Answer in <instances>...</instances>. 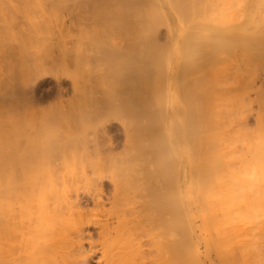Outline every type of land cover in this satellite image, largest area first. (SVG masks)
<instances>
[{"label":"bare ground","instance_id":"6f19581e","mask_svg":"<svg viewBox=\"0 0 264 264\" xmlns=\"http://www.w3.org/2000/svg\"><path fill=\"white\" fill-rule=\"evenodd\" d=\"M171 1L0 0V264H264V0Z\"/></svg>","mask_w":264,"mask_h":264},{"label":"rangeland","instance_id":"374dc122","mask_svg":"<svg viewBox=\"0 0 264 264\" xmlns=\"http://www.w3.org/2000/svg\"><path fill=\"white\" fill-rule=\"evenodd\" d=\"M167 1H168V2H167ZM170 1H171V0H159V3H153V2H151V6H148V8H147V9L150 10L152 7L155 6V4H156V5L158 4V5H159L158 7H161V9H162V10H161V9H160V10L164 12L165 19L167 18L166 21L168 22L169 27H170V26H171V27L173 26L172 29H173V31H174V36H173V38H171V37H170L171 32H170L169 29H166V28H167V27H165L166 25H164L163 22H162V23H163L164 26H163V25H159L160 23H158V22H161L160 20H158V19H160V18L158 17V16H159V15H158V14H159V8H158V10H155V11H154L153 9H156V8H153V9L151 10V12L153 11L154 13H156V12L158 11V12H157V15H158L157 17H158V18H157V17L155 18L158 22L155 21V19H153V20H154V24L156 25V24L158 23L159 26H158V25H157V26H158V27L161 26V27H160L161 31H160V29H157L156 26L154 25V28L157 30V33L155 32L156 34H155V35H152L153 39L155 38V43H156V40H157V41L159 40L160 43H161V42L163 43L162 46H164V45L166 44V41H169V39L171 38V39L175 40L174 43L180 44L179 46L182 48V45H183L182 42L184 41V40H182V37H183L182 34H183V33H187V31H188V33L191 34V33H192L193 31H195V30H197V31L200 30V31H198V32H196V33L193 32V33L196 34V36H200L201 34L205 35L206 32H209V31H210L209 29H210L211 25H207V26H205V29H206V30H205V29L202 30L201 28H203V27L200 28L201 25H200L199 27L197 26V25H199V24L195 23L196 20L199 19V18H197V17H199V16L196 15L197 13H194V14H195V15L193 16V17L195 18L194 21H193V19H191V21H188V19H187V21H188L189 23H190V22H194L195 24H197V25H194V27L196 26L198 29H197V28L194 29L193 26H190V25H193L192 23L189 24V23L187 22V25H186L185 23H183V22H185L184 20H186V17H187V16L185 17L184 20H181V19L184 18V17L182 18V16H184V15H182V14H181L182 16L180 15V16H181V19L178 18V15H179V13L177 12L178 9L176 10V5L173 4V5L175 6V7H174V6L170 3ZM172 1H173V0H172ZM172 1H171V2H172ZM192 1H193V0H192ZM215 1H216V0H215ZM225 1H227V0H225ZM229 1H230V0H229ZM168 3H169V4H168ZM218 3H219V2H218ZM232 3H233V2H232ZM160 4H161V6H160ZM169 6H170V7H169ZM150 7H151V8H150ZM170 8H171V9H170ZM140 10H141V9H140ZM142 10H143V11H147L146 8H145V10H144V8H143ZM149 10H148L147 12H150ZM4 11H6V12L3 13V10H1V12H0V16H1V18L3 19V20H2V19L0 18V20L2 21V22H0V23H2V24H0V25L6 24V27H7V23H3V22H4V19H5V20H6V19H9V20H8V21H9L8 25L11 26V22H10V21H11L12 19H13L14 21L17 20V23H19V21L21 22L22 20L24 21V18L22 19L21 17H23L24 15L26 16L25 11L28 12L29 10H22V11H21V10H17V11H16V10H11V12H9V10H4ZM12 11H13L15 14H14ZM18 11H21V12H19V14H18ZM34 11H35V12H34ZM34 11H33V10L29 11V12L32 13L31 16L34 17V18H37V17H38L39 15H41V13H42L41 10H39V13L37 12V10H34ZM46 11H47V10H45V11L43 10V12L46 13V14H43V16H47V17H49V20L53 19V20H51L52 22H53L54 20H55V21H56V20H59V21H60V20L63 19V17H64V19H63V20H64V21H63V24H60L61 26H57V27H55V24H52V26L54 25V29H55V28H59L61 31H63L64 33H66V32H67L66 30H68V29H66V28H70V30H69L70 32L68 31V32H69V35H71L72 37H74V35L77 34L76 32H78V30H79L78 27H79V22H80V21H77V20H80V19H81V18H80L81 16H78V12H79L80 10L75 11V12H76L75 14H73V13H74V12H73L74 10H73V11H72V10L69 11V12H72V13H70L71 15L68 13V14H69L70 16H72V18L74 19L73 21L75 22L76 28L73 27V26H74V25H73L74 23H73V24L66 23L67 18L69 17L68 14H67L68 10H67V12H64L65 10H64V11H63V10H50V11L48 10V11H47L48 13H47ZM226 11H227V10H226ZM228 11H230V9H229ZM22 12H23V13H22ZM36 12H37L38 14H36ZM40 12H41V13H40ZM56 12H58V13H56ZM63 12H64V13H63ZM147 12H146V14L148 15ZM153 12H152V13H153ZM173 12H174V13H173ZM176 12H177V13H176ZM191 12L193 13V11H191ZM232 12L235 13V11H232V8H231V13H232ZM1 13H2V15H1ZM9 13H10L12 16H11ZM12 13H13V14H12ZM31 13H29V14H31ZM152 13H151V14H152ZM154 13L151 15V16H153V18H154V15H156V14H154ZM217 13H218V12H216V14H217ZM231 13L228 12L227 15L229 14L228 16H230ZM234 13H232V15H233ZM7 14H9L10 16L7 15ZM53 14H54L55 16H54ZM177 14H178V15H177ZM200 14H201V13H200ZM200 14H199V15H200ZM216 14H215V15H216ZM16 15H17V16H16ZM20 15H21V16H20ZM36 15H37V16H36ZM56 15H57V16H56ZM58 15H59V16H58ZM62 15H63V16H62ZM218 15H219V14H218ZM2 16H5V17H7V18L2 17ZM27 16H30V15H27ZM41 16H42V15H41ZM67 16H68V17H67ZM149 16H150V15H148V17H149ZM180 16H179V17H180ZM190 16H191V18H193V17H192V14H191ZM195 16H196V17H195ZM200 16H202V15H200ZM238 16H239V15H238ZM8 17H10V18H8ZM12 17H13V18H12ZM15 17H16V18H15ZM58 17H59L60 19H59ZM65 17H66V18H65ZM176 17H177V18H176ZM217 17H218V16H217ZM239 17H240V16H239ZM239 17H238V19H239ZM11 18H12V19H11ZM39 18H40V16H39ZM196 18H197V19H196ZM203 18H205V17L202 16L201 19H199V20H200V23H202V21H203V23H204V20H205V19L202 20ZM228 18H229V17H228ZM230 18H231V17H230ZM15 19H16V20H15ZM179 19H180V20H179ZM75 20H76L77 22H76ZM81 20H82V19H81ZM235 20H236V19H235ZM14 21H13V22H14ZM181 21H183V22H181ZM205 21H206V20H205ZM228 21H229V20H228ZM61 22H62V20H61ZM82 22L84 23L85 21L83 20ZM82 22H81V23H82ZM206 22L208 23V21H206ZM206 22H205L204 24H206ZM209 22H210V21H209ZM237 22L240 23L241 20H239V21L237 20ZM237 22H236V23H237ZM15 23H16V22H15ZM15 23H12V26H14L13 24H15ZM162 23H161V24H162ZM181 23L185 24V26L182 25ZM65 24H66L67 27L65 26ZM208 24H210V23H208ZM230 24H231V26H228V27H231V28H228V27H227L226 31L228 30V32H230V33H231V32L233 33V31H230V30H234V32H235V31H236V32L239 31V30H238V27H234V28L232 27V26H234V25H232L231 21H230ZM233 24H234V22H233ZM19 25H21V26L23 27V29H24V27H26V29H24V33L26 34L25 37L27 36V32H28L29 34H32V33L34 32L32 29H34L35 32L38 34L37 37L42 36L43 34H44V35L46 34V32H45L46 27H45V28L43 27L45 30H44V29L42 30V27H40V28H41L40 30H42V31H40V33H38V32H39V31H38L39 28H38V29H35L34 27H31L32 29H29V30H32L33 32L30 31V32H31V33H30V32L28 31V28H27V25H28V24H27V25H25V24H23V25H22V24H18V25H16V24H15L16 27L18 26V29H17V28H14V27H12V26H11V27L8 26L9 28H11V29H8V30H9V31H8L6 28H3V29H2V28L0 27V29H1V30H0V36L2 35V36L0 37V41H1V39L4 38V36H5L7 33H8L9 35H12L11 37L9 36V38H10L9 40H11V41H7V42L12 43V42H13V41H12V40H13L12 37H14V40L16 41L14 34H15V35H16V34H19V33L17 32V31L19 30V28H20ZM72 25H73V26H72ZM228 25H229V24H228ZM80 26H83V24H81ZM188 26L192 27L193 29H191V28L188 27ZM208 26H209V27H208ZM235 26H237V25H235ZM2 27H3V26H2ZM22 27H21V28H22ZM29 27H30V26H29ZM162 27L165 28L166 30L163 29ZM171 27H170V28H171ZM13 28H14L15 30H16V29H17V30L15 31V30H13ZM21 28H20V30H21ZM48 28H49V29H47V30H51V29H52L51 27H48ZM50 28H51V29H50ZM188 28H190L191 30L188 29ZM199 28H200V29H199ZM207 28H209V29H207ZM236 28H237V29H236ZM54 29H53V30H54ZM59 29H55V30L58 31V35H60V36L62 37V34H63L62 39H66L67 36H68V34L66 35V37H64L65 34H64V33L61 34V32H59V31H60ZM155 29H154V31H155ZM181 29H182V30H181ZM25 30H27V31L25 32ZM72 30H73V31H72ZM189 30H190V31H189ZM201 30H202V31H201ZM1 31H2V32H1ZM10 31L13 32V33H14V32H16V33L13 34V33H11ZM22 31H23V30H21V32H20V33H21V34H20L21 37H22V35H24V34H22V33H23ZM37 31H38V32H37ZM164 31H165V33H164ZM167 31H169V32L166 34ZM178 31H179V32H178ZM180 31H181V32H180ZM191 31H192V32H191ZM41 32H42L43 34H42ZM74 32H75V33H74ZM158 32H160V33H158ZM199 32H200V34L197 35ZM1 33H2V34H1ZM5 33H6V34H5ZM36 33H35V34H36ZM47 33H48V32H47ZM56 33H57V32H56ZM169 33H170V34H169ZM178 33H179V34H178ZM230 33H229V34H230ZM8 34H7V35H8ZM29 34H28V36H27L26 39H28ZM39 34H42V35H39ZM157 34H158V35H157ZM159 34H160V35H159ZM165 34H166V37H168L167 39H166V37H165ZM168 34H169V35H168ZM209 34H210V35H211V34L213 35L214 33H213V32H209ZM229 34H228V35H229ZM20 35H19V36H20ZM167 35H168V36H167ZM206 35H207V36H210V35H208V33H206ZM228 35H226V36H228ZM235 35H236V34H235ZM235 35H234V36H235ZM16 36L18 37V35H16ZM32 36L34 37L35 35L32 34ZM46 36H50V34L48 33V34H46ZM155 36H156V37H155ZM25 37L23 36L24 39H25ZM33 37L30 38L31 40L29 39L30 42H31L32 40L34 41ZM35 37H36V36H35ZM35 37H34V38H35ZM37 37H36V38H37ZM157 37H159V38H157ZM164 37H165V38H164ZM228 37H230V35H229ZM235 37H236V36H235ZM235 37H234V38H235ZM7 38H8V37H7ZM7 38H4V40H5V39L7 40ZM11 38H12V39H11ZM19 38H20V37H19ZM19 38H17V39H18V42H21L22 40H24V39L20 38L21 41H19V40H20ZM160 38H161V39H160ZM230 38H231V39H230ZM230 38H228V39L231 40V41H234V40L232 39L233 37H230ZM226 39H227V37H226ZM226 39H225V40H226ZM228 39H227V42H228ZM29 40H27V41L29 42ZM159 41H158V42H159ZM203 41H205V40H203ZM24 42H26V40H25ZM4 43H5V42H4ZM13 43H15V42H13ZM228 43H229V45L232 44L231 47H230V46H229V47H230V48H233V49H232L233 51H234V49H237V48H238V46H237L236 44H234L235 41H234L233 43H232V42H228ZM236 43H237V42H236ZM2 44H3V42H0V46H1ZM7 44H8V45H7ZM156 44H157V43H156ZM177 44H176V45H177ZM158 45H160V44L158 43ZM158 45H157V46H158ZM235 45H236V46H235ZM2 46H3V45H2ZM2 46L0 47V48L2 49V52H3L4 50L6 51V49L9 51V43H6L3 47H2ZM10 46H12V45H10ZM160 46H161V45H160ZM179 46H178V47H179ZM3 49H4V50H3ZM16 50H17V49H16ZM6 52H7V51H6ZM0 53H1V50H0ZM232 53H233V55H234V56H232V57H234V58L232 59V57L228 55L229 58L231 57V60H234V59L237 60V58H235V54H236V56H237V54H238L237 50H236V52H231V54H232ZM234 53H235V54H234ZM239 55H241V54H238V57H239ZM174 57H175V58H174ZM174 57H173V59H172V66H171L170 69H169V70H170V71H169V74H170V76H171V79L174 80V81L171 80V83H172L173 85L176 83V82H175V81H176V75H177V73H178V68H175V67H174L175 65H173V64L176 62L177 55H174ZM239 59H240V58H239ZM1 60H2V59H1ZM236 60H235V61H236ZM174 61H175V62H174ZM237 61H238V60H237ZM0 62H1V61H0ZM3 63H4V62H3V60H2V64L0 63V66H1V67L5 65V64H3ZM233 63H234V62H233ZM4 68H5V67H4ZM171 69H172V70H171ZM173 70H174V72H173ZM49 87H51V85H50ZM172 94H173V93H172ZM171 98H172L171 100L176 99V97L173 98V95L171 96ZM176 100H177V99H176ZM176 100L173 101V102H174V106L178 109V111H179L180 108H181V110H183L184 107L182 106V104H180L179 102H176ZM177 101H179V100H177ZM179 105H181V106H179ZM178 106H179L180 108H179ZM169 107H170V106H169ZM181 110H180V111H181ZM171 117H173V118H171ZM170 118H171V119H170ZM175 118H177V120H178V119L181 120V119H182V113H181V114L179 113L178 115H176ZM251 118H252V117H251ZM251 118L249 117L248 119L250 120ZM168 119H169V120H172V121H173V120L176 121V119H174V116H173V115H169ZM249 120H248V121H249ZM251 120H252V119H251ZM251 120L248 122V124H249L250 127L252 128V127H254L255 125H254V126H251V125L254 124V120H252V121H251ZM251 122H252L253 124H252ZM114 132H115V134H114ZM118 133L120 134V132H118ZM118 133H117L116 130L113 131L114 136H116ZM118 139H119V138H118ZM120 140L122 141L123 138L120 137V139H119L118 141H120ZM121 141H120V142H121ZM10 146H11V145H10ZM119 149L121 150V148H119Z\"/></svg>","mask_w":264,"mask_h":264}]
</instances>
